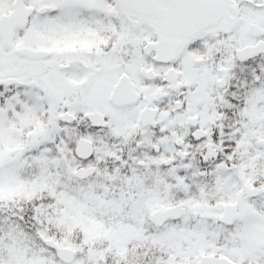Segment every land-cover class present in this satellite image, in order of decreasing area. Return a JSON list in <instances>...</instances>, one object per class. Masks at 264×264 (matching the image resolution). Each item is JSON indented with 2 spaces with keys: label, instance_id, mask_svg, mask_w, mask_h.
I'll return each mask as SVG.
<instances>
[{
  "label": "snow or ice",
  "instance_id": "snow-or-ice-1",
  "mask_svg": "<svg viewBox=\"0 0 264 264\" xmlns=\"http://www.w3.org/2000/svg\"><path fill=\"white\" fill-rule=\"evenodd\" d=\"M0 264H264V0H0Z\"/></svg>",
  "mask_w": 264,
  "mask_h": 264
}]
</instances>
